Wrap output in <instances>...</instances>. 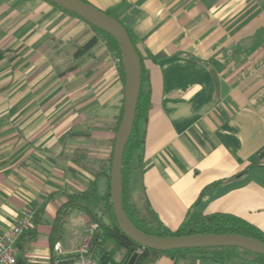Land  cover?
<instances>
[{
	"label": "crops",
	"instance_id": "1",
	"mask_svg": "<svg viewBox=\"0 0 264 264\" xmlns=\"http://www.w3.org/2000/svg\"><path fill=\"white\" fill-rule=\"evenodd\" d=\"M85 1L142 51L143 163L129 173L132 199L147 200L171 230L191 214L221 213L264 233V0ZM96 35L53 3L0 0V237L36 210L16 245L26 264L75 256L96 227L85 208L105 214L126 70L103 41L75 57ZM233 256L223 264H257ZM155 264L217 263L163 255Z\"/></svg>",
	"mask_w": 264,
	"mask_h": 264
},
{
	"label": "trees",
	"instance_id": "2",
	"mask_svg": "<svg viewBox=\"0 0 264 264\" xmlns=\"http://www.w3.org/2000/svg\"><path fill=\"white\" fill-rule=\"evenodd\" d=\"M82 1L87 3L85 0ZM72 14L82 18L78 14ZM122 26L127 31L130 41L141 60L142 68L143 57L139 44L133 34L123 24ZM91 27L98 35L91 38L83 46L78 47L74 54L75 57L87 53L100 41H103L110 49L116 51L118 57L122 55L119 44L110 35L93 26ZM143 75L144 71L142 69L141 85L144 79ZM142 130L143 129L138 125L137 106L132 132L125 146L122 159V208L126 218L134 227L147 235H154L157 237H177L192 234H240L264 243V233L245 220L232 215L221 213L202 215L200 213H194L191 214L177 229L171 230L159 220L158 215L153 211L147 200L143 202L142 206H139L129 194V173L134 169L140 168L143 163L144 132ZM114 139L115 138H113V143ZM111 158L112 154H110L107 160L108 168L107 172L104 174L107 179V184L105 193L101 198L105 214H101L97 217L96 214L92 213L88 208H85L88 215L93 217L96 224V227L93 229L92 234L89 237L87 255L93 258L97 264H126L132 254L137 251H140V253H138V257L134 264H155L156 260L163 255L168 256L171 259L189 256L201 260H212L217 264H223L226 260L234 257L233 253L236 251L252 256V262L264 264V255L251 253L237 248H200L175 251H154L142 248L134 243L119 229L111 206L109 180ZM71 203H75V201L70 202V204ZM104 216L106 218L105 221H103ZM56 221L57 224L54 228V235H56L57 232H60L62 218L59 216ZM32 222L34 224L36 223V210H34ZM29 233H33V230ZM116 249L123 250V256L119 260L115 259ZM73 257L74 256L67 257V259L71 261ZM15 264L26 263L25 261L16 258Z\"/></svg>",
	"mask_w": 264,
	"mask_h": 264
},
{
	"label": "water",
	"instance_id": "3",
	"mask_svg": "<svg viewBox=\"0 0 264 264\" xmlns=\"http://www.w3.org/2000/svg\"><path fill=\"white\" fill-rule=\"evenodd\" d=\"M80 15L89 25L110 35L120 46L125 73L123 110L116 131L110 163L111 206L121 232L142 248L154 251H175L200 248H238L264 255V243L240 234L204 235L192 234L177 237L147 235L134 227L126 218L122 208V159L131 135L141 92V60L122 24L82 0H44ZM138 252H134L126 264H134ZM56 264H70L60 260Z\"/></svg>",
	"mask_w": 264,
	"mask_h": 264
},
{
	"label": "built area",
	"instance_id": "4",
	"mask_svg": "<svg viewBox=\"0 0 264 264\" xmlns=\"http://www.w3.org/2000/svg\"><path fill=\"white\" fill-rule=\"evenodd\" d=\"M33 216L34 209H24L20 216L14 219V222L0 237V264L16 263L17 242L24 232L31 226ZM137 252L140 253V251ZM69 262L70 264H97L93 258L87 255V246L83 247Z\"/></svg>",
	"mask_w": 264,
	"mask_h": 264
},
{
	"label": "rangeland",
	"instance_id": "5",
	"mask_svg": "<svg viewBox=\"0 0 264 264\" xmlns=\"http://www.w3.org/2000/svg\"><path fill=\"white\" fill-rule=\"evenodd\" d=\"M104 220H106V218H104Z\"/></svg>",
	"mask_w": 264,
	"mask_h": 264
}]
</instances>
